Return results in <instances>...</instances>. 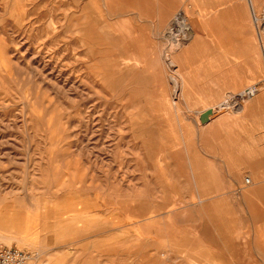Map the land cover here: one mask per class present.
Returning <instances> with one entry per match:
<instances>
[{
    "label": "rangeland",
    "instance_id": "obj_1",
    "mask_svg": "<svg viewBox=\"0 0 264 264\" xmlns=\"http://www.w3.org/2000/svg\"><path fill=\"white\" fill-rule=\"evenodd\" d=\"M191 7L202 25L253 33L252 66L243 56L241 81L209 103L202 60L181 54L190 39L174 47L163 34L179 9L192 26ZM263 8L264 0H0V242L29 250V264H264L253 257V187L244 184L249 109L259 126L264 96L249 109L220 105L264 80ZM208 105L216 112L206 126L199 113ZM253 136L255 160L264 125ZM206 167L221 175L215 193H225L218 207L227 213L218 221L237 240L196 202Z\"/></svg>",
    "mask_w": 264,
    "mask_h": 264
},
{
    "label": "crops",
    "instance_id": "obj_2",
    "mask_svg": "<svg viewBox=\"0 0 264 264\" xmlns=\"http://www.w3.org/2000/svg\"><path fill=\"white\" fill-rule=\"evenodd\" d=\"M190 19L192 22L193 33L190 40L186 42L182 55H185L187 59L191 61L202 60L203 67L202 72L205 76L203 78V85L201 87V97L206 99L204 103H209L211 99L220 97L226 89V84L230 82H240L241 70V58H249V66H252L253 59V36L249 26L240 25H224V26H206L202 25L197 17V14L193 12L191 7ZM219 34L222 36H215ZM260 40V47L262 41ZM261 53L263 57V50L261 47ZM180 52V51H179ZM232 65V67L230 66ZM264 89V80L259 87V90ZM211 105H208L209 107ZM250 110V122H249V147H250V176L248 182L244 184H251L253 187V257H264V145L261 146L263 153L257 155L253 160V132L256 128H260L264 125V120H260L259 126H253V110ZM257 113H264V109H255ZM213 120H215L213 118ZM210 120L211 122L213 121ZM208 121L202 125H209ZM256 138V137H255ZM198 177H202V192L198 195L197 203L206 208V216L211 217V222L217 225L219 216L227 213V210L218 204L222 201L221 198L225 193H215L220 188V181L218 180L221 175L216 174L214 171L203 169L199 171ZM245 177V178H246ZM212 179V180H210ZM213 192V193H211ZM216 195L213 203L207 201L213 195ZM235 198L239 195L232 193ZM221 200V201H219ZM207 204V205H205ZM218 214V215H216ZM217 217V219H215ZM209 223V221H207ZM223 223L229 226L226 221ZM234 226V225H232Z\"/></svg>",
    "mask_w": 264,
    "mask_h": 264
},
{
    "label": "built area",
    "instance_id": "obj_3",
    "mask_svg": "<svg viewBox=\"0 0 264 264\" xmlns=\"http://www.w3.org/2000/svg\"><path fill=\"white\" fill-rule=\"evenodd\" d=\"M264 13V8H263ZM169 46L178 47L190 39L192 27L184 11L179 9L172 16L163 32ZM249 178L245 179L248 182ZM32 253L24 248L0 242V264H29Z\"/></svg>",
    "mask_w": 264,
    "mask_h": 264
},
{
    "label": "bare ground",
    "instance_id": "obj_4",
    "mask_svg": "<svg viewBox=\"0 0 264 264\" xmlns=\"http://www.w3.org/2000/svg\"><path fill=\"white\" fill-rule=\"evenodd\" d=\"M250 1V0H249ZM254 7H253V5H251V11H252V20L254 21H258V19H259V17H257L256 16V14H255V10L253 9ZM184 9V8H183ZM183 9H181V10H183ZM184 11V13H185V15L187 14L186 12H185V10H183ZM245 16V15H244ZM262 19H264V16H263V18ZM263 23H264V20H263ZM192 27V26H191ZM192 33H193V31H192ZM264 48V47H263ZM263 56H264V52H263ZM183 79V78H182ZM176 82L178 83V81L176 80ZM176 88H181L182 90L184 89V84L182 83V84H180V83H178V85L176 86ZM258 91V92H257ZM253 94H255V96H253ZM182 95V94H181ZM262 96H264V93H260L259 92V88H257L254 84H246V85H244L243 87H241V88H239V89H234L228 96H227V98L225 99V100H223L222 101V103L220 104V105H227V107H228V105L230 106V105H237V108H236V106H235V109H249V107L251 106V104H252V102L253 101H255V100H257L259 97H262ZM223 107V106H222ZM221 107V108H222ZM213 108L214 109H216V106H213ZM219 108V107H218ZM230 108V107H229ZM228 109V108H227ZM231 109V108H230ZM215 112L216 111H214V114H215ZM221 114V113H220ZM219 114V115H220ZM220 117H222V115H220ZM212 120H213V118H211ZM218 119V118H217ZM210 121V120H209ZM214 121V120H213ZM211 122V121H210ZM210 125V124H209ZM216 215H218V214H216ZM225 216V215H224ZM223 217V216H222ZM215 219H217V217L215 218ZM218 221V220H217ZM221 221V220H220ZM223 221H224V219H223ZM216 224L218 225V227H219V229H220V231H222V233L223 234H228L229 235V237H227L226 235H225V237L227 238V240H230V241H232V239L233 240H237L235 237H233V236H231L230 234H229V228L228 229H226L227 227H229V226H227V225H225V224H223V223H217L216 222ZM241 245V244H240Z\"/></svg>",
    "mask_w": 264,
    "mask_h": 264
},
{
    "label": "water",
    "instance_id": "obj_5",
    "mask_svg": "<svg viewBox=\"0 0 264 264\" xmlns=\"http://www.w3.org/2000/svg\"><path fill=\"white\" fill-rule=\"evenodd\" d=\"M214 117V108L213 107H207L206 109L202 110L199 113V120L202 124L207 123L211 118Z\"/></svg>",
    "mask_w": 264,
    "mask_h": 264
}]
</instances>
